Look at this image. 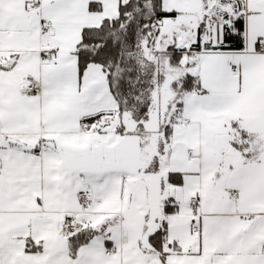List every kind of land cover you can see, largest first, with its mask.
<instances>
[{"label": "snow or ice", "instance_id": "1", "mask_svg": "<svg viewBox=\"0 0 264 264\" xmlns=\"http://www.w3.org/2000/svg\"><path fill=\"white\" fill-rule=\"evenodd\" d=\"M0 264H264V0H0Z\"/></svg>", "mask_w": 264, "mask_h": 264}]
</instances>
